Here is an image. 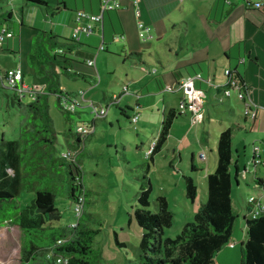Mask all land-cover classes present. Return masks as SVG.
I'll list each match as a JSON object with an SVG mask.
<instances>
[{
  "label": "trees",
  "instance_id": "obj_1",
  "mask_svg": "<svg viewBox=\"0 0 264 264\" xmlns=\"http://www.w3.org/2000/svg\"><path fill=\"white\" fill-rule=\"evenodd\" d=\"M25 1L49 8L46 0ZM78 12L82 11L75 13ZM12 13H9L10 17ZM0 26L7 27L14 37L17 35L18 29L5 23ZM80 46L84 45L73 38L65 39L54 32L36 30L28 65L35 78L46 79L47 83L37 92L35 102L24 105L16 95L9 98L10 104L27 114L18 139L6 140L3 135L0 140V228L10 225L21 230V264H56L53 258H49L51 252L65 259L67 264H102V254L94 248L95 237L101 230L93 229V217L87 213L86 205L76 227L72 226L74 221L69 225L62 223L63 214L57 207L59 199L68 200L74 205L82 194L86 202L88 196L82 166V145L85 143L71 128L73 114L60 107L66 125L70 126L64 137L68 150L77 152L75 162L61 156L59 134L48 105L50 95L58 96L59 103L60 97L67 94L61 89V77H72V68L76 63L94 60L97 55L78 50ZM5 47L0 51H6ZM133 56L139 57L138 54L130 55ZM235 75L241 85L244 84L236 72ZM180 114L179 110H170L165 114L160 135L150 155L151 164L147 165L149 172L154 164L153 158L166 144ZM233 136L234 128L220 135L216 152L217 168L207 180V202L196 212L194 222L185 224L174 239L166 238L165 232L174 226L176 214L164 196L157 198L156 211L151 210L153 185L148 177L143 179L133 217L141 230L137 264H217V255L225 247L231 244L236 247L233 237L239 216L232 198L233 187L238 182L233 174ZM184 179L186 197L194 204L199 196L197 185L192 176ZM255 183L264 188L261 179ZM24 193H34L36 196L28 206L22 208L20 197ZM251 204L255 207L260 203L254 200ZM254 207L249 210L250 213ZM245 222L242 264H264V209L260 207L258 215L245 218ZM59 242L62 244L59 245Z\"/></svg>",
  "mask_w": 264,
  "mask_h": 264
},
{
  "label": "crops",
  "instance_id": "obj_2",
  "mask_svg": "<svg viewBox=\"0 0 264 264\" xmlns=\"http://www.w3.org/2000/svg\"><path fill=\"white\" fill-rule=\"evenodd\" d=\"M46 1L49 8L43 10L46 13L43 15H46L45 18H52V20H48L47 18L45 20L51 22V25L54 27L53 30L36 28V23H27L23 15L19 16L14 11L11 17L9 13L12 11L0 13V24L5 23L9 25V23L16 22L18 27L17 35L7 42L6 47L4 46L7 50L0 51L1 53L6 52L7 55L13 56L16 61L14 66L7 70L20 68L25 75V84L36 92H40L47 83L46 79L35 78L33 70L28 65V56L36 30L54 32L62 38L72 39L76 15V13H73L76 11H86L98 15L101 12L102 0ZM229 1L233 2V0H120L121 7L119 10L105 14L103 38L101 36L102 30L98 29L96 36L82 38L81 43L84 46H80L78 50L97 54L98 48L104 44L106 50L103 54L112 58L123 59L124 63L122 67L126 75V83H123L122 87H127L128 93H130L131 90L126 84L130 82L134 83L136 88L132 95L140 99L151 95V93L161 95L164 119L168 111L179 110L182 98V94L178 91L180 81L187 77H197L200 75L202 78L196 80V85L209 95V102L205 109V123L198 128L194 127L196 129H192L189 115L180 114L181 116L175 120L166 144L161 152L153 158V161L155 163V158L166 152L165 158L168 167L176 169L175 167L178 164L184 163L185 152L194 153L192 151L194 147L192 145V134L194 132L197 136L200 129L205 131V138L202 134H199V145L202 148V144H204L205 149H210L212 145L211 139L215 137L218 146L220 135L229 128H234L233 174L238 179L236 191H241L242 182H245L247 185L249 181H252L257 185L255 183L257 179L264 181V178H262L264 176V153H262V165H259L256 168L257 170L250 169L248 166L254 157V148L264 147V5L262 9L258 10L253 6L256 0H249L248 4L243 1L229 4ZM61 3L62 6L60 5ZM30 8L32 9L33 7ZM141 25L143 29L140 28ZM147 30L148 32H145ZM115 41L117 42L115 43ZM113 42L114 47L117 49L116 51L119 50L117 54L109 53V45ZM133 54H138L139 57H130ZM94 60L96 65L93 68L87 65V61L76 63L72 68L73 76L69 79L73 82L78 80L86 82L90 76H100L98 66L100 61L97 55ZM242 60H245V62L242 63ZM227 70L236 72L244 81L247 87L248 100L259 109L257 120L252 125L244 117V104L238 99L236 93L227 98L228 111L225 115L222 113V109H217L215 106H213L214 109H210L213 99L218 101L219 105H221L220 107L224 106L221 102V97L223 96L222 91L227 81L225 74ZM129 72L137 76V79L132 76L133 78L130 81ZM74 74H77V76ZM141 75L150 77V80L145 82L144 78H140ZM27 79H30V84L27 83ZM62 85L65 86L66 84L62 83ZM65 89L68 91L66 86ZM80 90L83 91L84 89L79 88ZM84 92L86 93L87 104L92 103L93 100L89 98L88 92ZM121 94L108 96L109 98L103 94V105L110 104L113 97H121ZM125 98V95H122L119 104L112 107L119 109L125 103ZM141 105L142 103L138 100L137 107L139 109H141ZM126 107L132 116L136 115L134 110L130 108L132 107L131 105L127 104ZM239 107L243 108L241 115L237 113L239 112ZM211 110H220L224 116H221V120L219 121L216 119L214 123ZM128 121L133 125L131 119H128ZM93 124L97 128L96 122H93ZM162 124L158 129V137ZM176 130L183 135H180V137L174 135V131ZM244 134H250V136H245L244 138L249 142L252 141L251 160L247 159V162L241 161V152L235 149V140ZM158 137L154 140L152 146L156 144ZM82 146V150H84L85 144ZM243 147L245 151L246 147ZM234 149L236 154L234 153ZM66 150L64 149V151ZM149 151L148 156H150ZM245 153L244 155H246ZM199 158L201 161L208 163L206 156L203 159L200 154ZM217 162L216 153V164L212 172L216 170ZM190 164L191 175H194L192 177L198 187V178L201 171H205L207 180L208 176L212 174L209 169L210 164L207 165L206 169L199 168L194 154H192ZM192 165H194V169ZM244 172L247 173L245 178H243ZM258 186L260 188L258 195H261L263 198L264 188L262 190V187ZM246 197L255 199L257 203L261 199H257L254 193L247 196L245 194L243 198V221L241 224L238 219L233 237V239H241L242 241L240 231L242 228L246 231L245 218H251L249 210L253 209L251 202H248L249 200ZM232 198L234 207L233 195ZM196 203L194 204L196 205ZM69 224L70 222L65 225ZM236 248L229 246L219 253L223 256L222 262L224 264L232 263ZM217 264L222 263L218 262Z\"/></svg>",
  "mask_w": 264,
  "mask_h": 264
},
{
  "label": "rangeland",
  "instance_id": "obj_3",
  "mask_svg": "<svg viewBox=\"0 0 264 264\" xmlns=\"http://www.w3.org/2000/svg\"><path fill=\"white\" fill-rule=\"evenodd\" d=\"M30 7L33 8L31 9ZM44 9L45 8L42 6L28 4L25 0H0V13L14 11L19 14V16L23 15L27 23H36V28L53 30L54 27L51 25V22L48 21L50 19L52 20V18L46 17L48 20H45L46 15L43 14L46 13L43 11ZM73 14H75V12ZM5 16L7 17L6 14ZM8 26L15 30L18 28L16 22L9 23ZM116 42L117 41H115V43ZM4 50L7 49L5 48ZM109 50L111 54H117L119 51H116L117 49L114 47V42L109 45ZM97 56L100 61L98 66L101 79L96 75L94 77L90 76L86 82L80 80L73 82L66 76H62L61 89L63 92L75 94L81 92L82 90L79 91V88H82L84 89L83 91L88 92L89 98L97 105L104 104L103 94L109 98L108 96L114 94L119 95L123 92L122 84L126 83V75L122 67L124 60L112 58L103 54V52H100ZM15 62L13 56L7 55L6 52H0V71L2 73L12 68ZM129 76L130 81L133 77L137 79V76L132 72H129ZM140 78H144L145 82L150 80L148 76L141 75ZM27 83H31L30 79H27ZM62 83L66 84L65 86L68 88V91H66ZM126 85L129 86L131 92L125 95V103H123L119 109L115 107L110 108L106 120H95V116L92 114L93 108L91 107V103L82 109H78L77 113L71 116L74 118V123H72L71 126L73 131H75L79 124L91 125L93 122H96L97 125L95 135L90 136V140L87 138L84 142L85 148L82 152L84 153L82 160L84 182L88 191L86 211L93 217V229L101 230V233L95 237L94 248L101 252L102 264H137L136 259L141 241V230L133 217L134 209L137 206V199L141 192L142 181L145 177H148L153 185L151 210L156 211L157 198L164 196L167 198L171 210L176 214L174 226L165 232L166 238L174 239L181 232L185 224L194 222V215L199 210L200 206L207 202L208 198V182L207 177H205V171H201L198 178L199 186L197 188L199 196L196 203L197 206L186 197L184 178L194 176L191 175L192 173L190 172L192 154L195 155L199 168L202 167L206 169L207 165L210 164L209 169L210 172H212L216 164L217 141L214 137V139L210 140L212 144L210 149H205L204 144H202L201 148L199 145V134H202L205 138V131L200 129L197 136L195 132L192 134V145H194L192 151L194 153L185 152V161L183 164H178L175 167L176 169H170L166 163L167 160L165 156L167 154L165 152L163 155L155 158V163L151 166V171L149 172L147 165L151 164V161L150 156H148V151L152 143H154V140L158 137V129L161 127L164 119L162 96L157 95V93H151V95L140 99L132 95L136 88L135 84L130 82ZM13 96L14 93L12 91L0 88V140H2L3 135L6 140L18 139L20 136L21 124L24 116L27 114L24 110L19 111L17 106H13L9 103V98ZM221 98V102L224 106L220 107L221 105H219L218 101L213 99L210 109H214L213 106H215L217 109H222L221 111L225 115L228 111V99L223 96ZM138 100L142 103L141 109L137 107ZM22 102L24 105H27L35 101L30 97H26ZM127 104L131 105L132 107L130 108L139 116V123L137 125H131L130 121H128V119H132L135 114L132 116V114L127 111ZM48 105L55 130L59 134L58 149L62 152L64 149H68L64 133L70 126L66 125L65 115L58 103V96L50 95ZM220 110H211L214 123L216 119L219 121L221 120V116H224ZM242 112L243 108L239 107V112H237L238 115H241ZM79 113L80 115H78ZM191 127L192 129H196L194 127L198 128L199 126L191 125ZM174 135L180 137V135L182 136L183 134L176 130L174 131ZM245 136H250V134L241 135L235 140V149L240 150L242 162H247V159L251 160L252 155V141L249 142L244 138ZM243 146L246 147L245 151ZM203 153L208 159V163L200 160V154L202 155ZM244 153L246 155H244ZM250 162L248 164L249 167ZM261 168H263V166H261ZM262 178H264V176H262ZM259 189V186L255 185L252 181H249L247 185L245 182H242L241 191H236V184L234 185V208L238 213L241 224L243 221L242 207L244 205L243 198L245 194L247 196L248 194L254 193L257 199L261 198L260 202L264 207V197L262 198L261 195H258ZM242 194H244V196H242ZM35 196L34 193L22 194L20 197L21 207L25 208L28 206ZM246 198L249 200L248 202H252V199H250L251 197ZM251 206L253 205L251 204ZM57 207L63 214V224L72 223L75 220L73 213L74 206L71 202L59 199ZM131 219L132 222H130ZM240 233L243 241L234 238L237 248L235 247L236 250L231 264H242L244 249L242 242L246 240L245 229L242 228ZM117 242H119V245L125 247H120ZM21 245L22 232L19 228L10 225L1 227L0 264H21ZM224 249H226V247ZM222 260L223 256L218 254L216 262L224 264Z\"/></svg>",
  "mask_w": 264,
  "mask_h": 264
},
{
  "label": "built area",
  "instance_id": "obj_4",
  "mask_svg": "<svg viewBox=\"0 0 264 264\" xmlns=\"http://www.w3.org/2000/svg\"><path fill=\"white\" fill-rule=\"evenodd\" d=\"M249 3V0H233L235 3L239 2ZM233 2L229 1V4ZM264 5L263 0H256L253 3L255 9H262ZM121 7L120 0H102L101 1V12L100 14H90L87 12H78L75 18V27L73 29L72 38L76 42H80L83 37H93L98 33V29L102 30V38H103V26H104V17L105 14L114 12L119 10ZM141 29L142 25L140 26ZM145 32H148L145 31ZM14 38V33L10 31L7 27L0 26V50L3 49L6 42ZM106 50L105 45L102 44L98 50L97 54L100 52H104ZM61 53V52H60ZM245 60H242L244 63ZM87 65L90 68L95 67V60H90L87 62ZM227 81L226 85L222 91V94L226 98H230L233 93H236L238 99L244 104V117L250 122V124H254L258 117V107L252 104L248 100L247 95V87L245 84H242L237 79L235 72L231 70H227L225 72ZM97 77L100 78L99 75ZM202 77L199 75L197 77H187L182 79L179 83L178 91L182 94V98L179 104V111L181 114H188L190 118V123L192 126H201L205 123V109L209 102V95L206 91L200 89L196 85V80L201 79ZM0 88L3 90L12 91L14 95H16L20 100H23L26 97H30L33 101L37 99V92L31 89V87L25 84L24 73L20 68L14 70H6L3 73L0 71ZM129 92L127 87L123 88L122 95H127ZM121 97L115 96L111 99L110 104L108 105H97L95 103H91V107L93 108V115L95 116V120H105L108 116L109 109L119 104L121 101ZM60 107L63 111L68 112L70 114H76L78 109H82L83 107L89 105L86 100V93L84 91L78 92L76 94H64L60 97L59 100ZM133 125H137L139 122V116L134 115L131 119ZM75 133L80 136L84 142L90 136L95 135L96 128L90 124H79L75 129ZM155 144L150 148L149 155H151L154 151ZM262 153H264V147H255L254 148V157L250 162V169H256L257 166L262 165ZM62 157L68 158L71 161L75 162V158L77 157V152L66 151L61 154ZM203 159H205V154L201 155ZM247 173H243V178H245ZM255 199H252V202ZM86 205V197L82 194L79 197L77 203H75L73 213H74V222L72 224L73 227L77 226L79 219L83 216ZM264 207L259 204L254 207V210L251 212L252 218L258 215L259 208ZM62 242H59L61 245ZM231 248H234V245H230ZM49 258H53L56 264H67V261L62 257L55 256L52 252L49 255Z\"/></svg>",
  "mask_w": 264,
  "mask_h": 264
}]
</instances>
